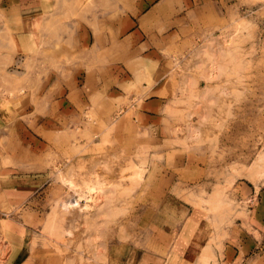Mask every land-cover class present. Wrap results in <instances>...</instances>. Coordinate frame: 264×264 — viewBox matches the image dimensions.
Masks as SVG:
<instances>
[{"label": "rangeland", "instance_id": "obj_1", "mask_svg": "<svg viewBox=\"0 0 264 264\" xmlns=\"http://www.w3.org/2000/svg\"><path fill=\"white\" fill-rule=\"evenodd\" d=\"M54 1L61 6V42L41 44V50L46 57L61 50L62 59L30 61V74L38 67L45 75L70 72L78 63L67 58L74 51L73 24L104 18L124 0ZM201 1L216 8L215 14H199L208 34L193 56L207 88L185 100L182 93L180 109L169 111L176 123L168 125L165 141L135 124L134 111L126 113L130 122L119 123L125 108L107 118L93 110L61 133L51 144L48 170L26 174L46 179L29 194L25 211L35 217H25L26 252L15 264H111L109 254L119 245L148 252L157 247L159 230L171 226L166 217L162 221L165 213L152 218L161 210L199 215L209 246L214 236L224 245L248 228L245 213L257 199L238 186L264 188V0ZM48 20L44 35L51 43L59 28L53 17ZM6 76L0 97L14 99L35 88L28 77L13 82ZM160 199L173 205L165 208ZM257 240L264 246V238ZM0 247L5 249L3 240ZM10 249L0 252V264H11Z\"/></svg>", "mask_w": 264, "mask_h": 264}, {"label": "crops", "instance_id": "obj_2", "mask_svg": "<svg viewBox=\"0 0 264 264\" xmlns=\"http://www.w3.org/2000/svg\"><path fill=\"white\" fill-rule=\"evenodd\" d=\"M107 12L104 18L90 17L73 24L74 51L67 58L78 63L70 72L51 70L45 75L38 67L30 74V61L62 59L61 50L54 49L49 57L41 50V44L61 42V6L54 0H0V78L7 74L5 78L14 82L28 77L35 87L14 99L0 97V241L5 247L0 252L11 248V264L25 256V217L29 213L35 217L25 211L29 194L46 179L26 174L46 172L51 144L61 133L82 123L93 110L107 118L125 108V114L134 111L135 124L153 132L155 140L165 141L170 138L168 125L176 123L169 111L180 109L176 103L182 93L185 100L190 92L200 95L207 88L201 74L195 73L200 64L193 63V56L205 45L203 36L208 34L199 14H215L212 4L124 0ZM51 17L59 33L55 32L50 43L44 30ZM181 56L176 64L175 58ZM19 58L22 61L17 65ZM127 114L119 123L130 122ZM238 188L257 202L249 215L245 213L248 228L224 245L216 236L214 245H207L208 226L196 213L161 210L152 218L156 221L165 213L162 221L166 217L171 226L159 230L153 243L157 247L142 252L116 246L109 254L111 264H264V246L257 242L264 238V188L244 183ZM163 200L159 202L165 208L173 205L171 199ZM15 216L22 217L23 223Z\"/></svg>", "mask_w": 264, "mask_h": 264}, {"label": "bare ground", "instance_id": "obj_3", "mask_svg": "<svg viewBox=\"0 0 264 264\" xmlns=\"http://www.w3.org/2000/svg\"><path fill=\"white\" fill-rule=\"evenodd\" d=\"M74 205V204H73Z\"/></svg>", "mask_w": 264, "mask_h": 264}]
</instances>
